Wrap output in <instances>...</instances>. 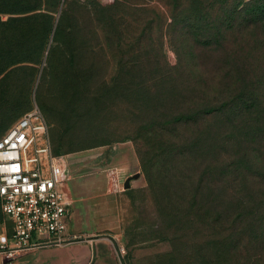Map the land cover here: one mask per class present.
Wrapping results in <instances>:
<instances>
[{
    "label": "rangeland",
    "instance_id": "374dc122",
    "mask_svg": "<svg viewBox=\"0 0 264 264\" xmlns=\"http://www.w3.org/2000/svg\"><path fill=\"white\" fill-rule=\"evenodd\" d=\"M176 5L175 0L60 1L49 41L59 44L58 50L50 60L45 51L36 69L0 81V90L10 89L0 92V120L15 123L37 105L53 150L64 141L71 176L98 184L92 194L103 204L104 232L114 236L107 263L264 264V135L255 138L250 131L264 128V107L243 109L233 125L225 117L213 154L202 148L197 155L169 153L172 143L193 141L206 122L181 125L180 136H173V126L160 131L161 138L152 132L156 126L144 129L161 113L189 106L164 103L161 92L171 89L173 80L189 88L195 107H220L244 84L264 94V47L253 31L231 32L236 37L230 38L229 51H240L237 77L241 72L245 81L233 80L225 50L200 48L204 40L162 17ZM193 45L199 47L194 56ZM161 76H168L165 82ZM113 89L123 91L122 109ZM128 148L136 153L140 172L128 178L126 188L114 166ZM68 183L74 198L81 197L82 186Z\"/></svg>",
    "mask_w": 264,
    "mask_h": 264
},
{
    "label": "trees",
    "instance_id": "16d2710c",
    "mask_svg": "<svg viewBox=\"0 0 264 264\" xmlns=\"http://www.w3.org/2000/svg\"><path fill=\"white\" fill-rule=\"evenodd\" d=\"M61 0H57L55 3L59 6ZM177 5L175 9L170 10L169 14L162 13V17L167 16L172 17L175 25H182L185 32L191 33L195 37L196 40L203 41L201 42L200 48H211V50L222 51L225 50L226 57L229 59L230 66L232 70L230 71V77L233 80H242V73L240 72L237 77L238 64H241L242 56L240 51L235 50L232 54L229 51V47L232 45L230 38L236 37L234 34H231L233 30L235 31L237 28V34L242 33L243 28H245V33H250L253 31V35H255V41L258 46L264 47V0H175ZM180 6H185V8L180 9ZM219 6V7H217ZM218 9H217V8ZM49 22L52 20L51 14L47 15ZM167 18V19H168ZM243 27V28H242ZM248 31V32H247ZM205 32V34H204ZM259 32V33H257ZM52 33V27L49 29V34ZM204 34V35H203ZM202 38V40H201ZM237 42V38L234 40ZM245 43V42H243ZM196 46L193 45L190 48L191 55L194 56L196 52ZM49 47V48H48ZM213 47V48H212ZM59 44H54V42H48L46 45L41 46V56L44 55L45 51L49 53L48 60H50L52 55L58 50ZM239 53V55H238ZM199 56V55H198ZM240 57V58H239ZM199 59V58H198ZM42 60V59H41ZM41 60H35L30 62H24L20 60H15L9 62L10 66H16L17 70L21 69H36V65L41 62ZM25 63H32L31 67L25 66ZM245 61H243V66H245ZM196 67L198 63L194 64ZM240 67V66H239ZM5 71V70H4ZM243 71V70H241ZM13 71H10L8 75L4 76L0 79L3 82L4 79L12 77ZM19 70L16 72V76L19 75ZM165 76L162 79L163 82L166 81ZM240 78V79H239ZM185 80V79H184ZM173 85L171 89H164L161 92V97L165 98L164 103L172 100L173 103H178L185 106L181 112H175L173 114H163L161 113L159 118H153L148 120V124L144 127V129L152 130L157 127L154 134L158 137H162L159 135V132L167 129L168 127H174L172 131L173 136H180L178 128L181 125H199L200 122L205 123L207 128L203 131L194 134L193 141H185L179 144L172 143V148L169 149V153L173 156L179 155V151H186L187 154L194 153L199 154L200 149H206L208 154L214 153V149L217 147L218 138H220L219 134L222 131L223 122L225 123L224 118L226 117L230 124L233 125L234 120L233 117L239 116L242 113L243 109H249L254 107V109L258 112L259 108L264 107V94L258 91L256 88L249 87L248 84H244L241 86L240 90L236 93H231V98L229 101L224 102L222 106L215 107V105H210L208 103H202L201 107H195L192 105L193 97L190 95V90L183 84H179L176 80H173ZM186 82V81H185ZM113 97L117 101V107L122 109L121 99L123 98V91L121 89H113ZM194 90V89H192ZM198 102V101H197ZM208 102V101H207ZM27 102L25 101V104ZM192 105V106H190ZM226 109V110H225ZM223 110V112H222ZM225 110V111H224ZM261 125H264V109L261 110ZM257 117V116H256ZM256 117L253 118L252 121L256 120ZM257 121V120H256ZM217 123V124H216ZM236 127V126H234ZM253 132V136L264 135V128H256ZM162 143H165L163 136ZM210 140L208 144H205L206 148L201 147L203 140ZM211 141H214V146ZM110 141L104 142L99 145L108 144ZM64 147V141L61 140L58 144L57 150L54 152L56 154H64L62 153ZM68 152V151H67ZM215 155V154H214ZM211 158V157H210ZM211 164V163H210Z\"/></svg>",
    "mask_w": 264,
    "mask_h": 264
},
{
    "label": "built area",
    "instance_id": "2783aa9c",
    "mask_svg": "<svg viewBox=\"0 0 264 264\" xmlns=\"http://www.w3.org/2000/svg\"><path fill=\"white\" fill-rule=\"evenodd\" d=\"M67 154L52 148L49 127L34 105L0 136V204L10 232L0 235V264L19 252L77 239L68 235L73 204Z\"/></svg>",
    "mask_w": 264,
    "mask_h": 264
},
{
    "label": "crops",
    "instance_id": "0c3cea01",
    "mask_svg": "<svg viewBox=\"0 0 264 264\" xmlns=\"http://www.w3.org/2000/svg\"><path fill=\"white\" fill-rule=\"evenodd\" d=\"M49 1L51 5L48 6ZM57 0H0V79L13 71L16 76V66L9 62L20 60L30 62L41 60V46L50 41L49 29L56 31L54 21L58 13ZM62 2V0H61ZM53 17L51 22L47 15ZM31 67L32 63H25ZM5 70V71H4ZM9 87V86H8ZM2 91L7 88H1ZM0 90V92H2ZM6 92H10V89ZM14 124L13 120H0V135ZM118 171V178L124 183L129 177L139 174L138 157L128 148L127 152L117 157L114 166ZM107 175L104 179H106ZM78 185L82 186L81 197L74 198L73 191L68 183V193L73 204L67 219L69 236L78 238L64 245H51L33 248L19 252L14 258L9 259V264H112L107 263L109 254V241L114 236L104 232L103 204L93 196L98 190V184L87 182L80 176L71 177ZM70 179V180H71ZM83 196V197H82ZM10 232V222L5 217L0 204V235ZM6 256L0 253V263Z\"/></svg>",
    "mask_w": 264,
    "mask_h": 264
},
{
    "label": "water",
    "instance_id": "95a60500",
    "mask_svg": "<svg viewBox=\"0 0 264 264\" xmlns=\"http://www.w3.org/2000/svg\"><path fill=\"white\" fill-rule=\"evenodd\" d=\"M125 187H126V188L130 187V181H129V180L126 181V183H125Z\"/></svg>",
    "mask_w": 264,
    "mask_h": 264
}]
</instances>
